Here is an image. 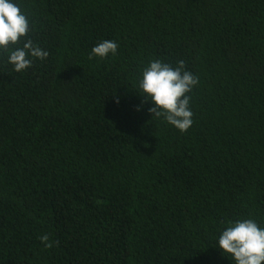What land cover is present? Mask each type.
<instances>
[{
    "label": "trees",
    "instance_id": "trees-1",
    "mask_svg": "<svg viewBox=\"0 0 264 264\" xmlns=\"http://www.w3.org/2000/svg\"><path fill=\"white\" fill-rule=\"evenodd\" d=\"M13 3L49 56L0 50V264H235L228 221L264 228V0ZM155 59L198 77L186 132L142 103Z\"/></svg>",
    "mask_w": 264,
    "mask_h": 264
},
{
    "label": "clouds",
    "instance_id": "clouds-1",
    "mask_svg": "<svg viewBox=\"0 0 264 264\" xmlns=\"http://www.w3.org/2000/svg\"><path fill=\"white\" fill-rule=\"evenodd\" d=\"M30 31V22L20 6L13 3V0H0V50L9 53L8 63L18 73L32 66L33 60L29 57L43 61L49 56L47 51L34 45L28 37ZM21 40L24 41L22 47L18 46ZM9 46L16 47L12 49ZM118 47L116 42L104 40L92 48L88 59L115 55ZM197 83L198 77L186 70L183 60L173 67L155 59L142 70L138 88L144 97L142 103L151 102L154 105L149 108L152 119L163 118L179 131L186 132L193 123L190 97L187 94ZM39 239L46 248L53 247L48 234ZM218 246L235 264H264V228L254 219L228 221V226L219 236Z\"/></svg>",
    "mask_w": 264,
    "mask_h": 264
}]
</instances>
